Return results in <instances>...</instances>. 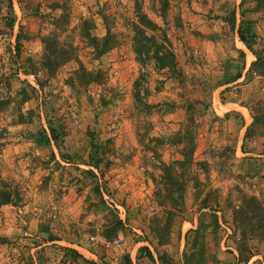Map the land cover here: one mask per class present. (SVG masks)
<instances>
[{
    "label": "rangeland",
    "instance_id": "rangeland-1",
    "mask_svg": "<svg viewBox=\"0 0 264 264\" xmlns=\"http://www.w3.org/2000/svg\"><path fill=\"white\" fill-rule=\"evenodd\" d=\"M137 12L174 71L136 60ZM0 188V264H95L67 242L106 264H264L262 228L232 215L264 209V0H0Z\"/></svg>",
    "mask_w": 264,
    "mask_h": 264
},
{
    "label": "trees",
    "instance_id": "trees-1",
    "mask_svg": "<svg viewBox=\"0 0 264 264\" xmlns=\"http://www.w3.org/2000/svg\"><path fill=\"white\" fill-rule=\"evenodd\" d=\"M243 1V0H242ZM259 0H256V3H258ZM244 11H240L241 18L237 22L236 26V35L239 39V41L250 51L252 54L256 55V52L252 49V44L254 42V33L251 27V21L247 19H243ZM137 20L134 23L133 26V53L135 55V58L139 62H144L146 58H151L154 61L155 68L156 69H161L167 67L168 69H172L174 71L175 68V60H174V54L169 48L164 34L162 35V40L156 42V35H154L152 32L156 29V26L154 23H152L144 13L142 12H137L136 14ZM12 20H9L7 22L8 26L12 25ZM229 24L231 26L235 25V16L234 13H230V18L228 20ZM146 31H150V34H147ZM156 40V41H155ZM101 48L97 51L99 54L100 52L104 51L105 49L109 48L106 44V41L101 43ZM16 50L18 49V43L16 42ZM258 57V56H257ZM48 59V56L46 57ZM55 59V56L53 57ZM255 62H252L251 66L253 67ZM84 76V75H83ZM255 120V118H253ZM249 131V128L247 127L245 130V134H247ZM58 137V134L54 131V129L51 126H48V134L42 130L40 139L41 141H44V143H48L49 140L56 141ZM91 146V151L89 155V160L94 165L95 167L98 166V162L100 161V153L96 154L94 147L97 146V143L90 142ZM180 154L182 155V159L180 161H176L175 164L181 165V164H186L191 162V149L188 151L184 152V149L180 151ZM168 168L164 164L162 165V169L166 170ZM84 173H88L92 176H95L94 172L92 170H84ZM171 182L174 185V189L176 191L180 190L182 187L181 183L173 179ZM181 185V186H180ZM170 199L171 195L169 194ZM207 197V195H206ZM206 197H203L200 200V205L201 207L207 208L208 211L206 212H201V215H206L208 218L212 219L215 218V212L213 209L210 208V206H206ZM176 198L178 200V205L180 204L181 197L180 195H176ZM11 201L10 200V195L8 192L0 188V202H7ZM176 201H173L175 203ZM243 203L241 206H239L237 209H234L232 212L233 218L238 220H245L246 222H250L252 225V228H262V233H264V209L262 206H260L259 203L255 201V198L252 196L245 197L243 199ZM198 221L195 232H198L200 230V227L203 226V221L201 220ZM116 229V227H115ZM114 229V230H115ZM253 230V229H251ZM237 255L235 256L236 260L238 262H243L245 263L247 259L249 258L250 252L249 251H244L242 252L240 248L237 249ZM140 254L146 257L149 261L153 262L155 259L153 258V255L151 254L150 250L146 246H141L139 248ZM157 261H159L160 264H174L171 260L167 259V256L165 253L158 254L157 256ZM127 264V263H126Z\"/></svg>",
    "mask_w": 264,
    "mask_h": 264
},
{
    "label": "crops",
    "instance_id": "crops-1",
    "mask_svg": "<svg viewBox=\"0 0 264 264\" xmlns=\"http://www.w3.org/2000/svg\"><path fill=\"white\" fill-rule=\"evenodd\" d=\"M232 109H237L239 106L238 105H234V106H230ZM67 245L70 246L71 248H73L75 251H77L78 253L82 254L83 256L85 255H88L89 258L91 259V256L93 255L92 252L78 246L76 243L74 242H67ZM85 252V253H84ZM86 257V256H85Z\"/></svg>",
    "mask_w": 264,
    "mask_h": 264
},
{
    "label": "built area",
    "instance_id": "built-area-1",
    "mask_svg": "<svg viewBox=\"0 0 264 264\" xmlns=\"http://www.w3.org/2000/svg\"><path fill=\"white\" fill-rule=\"evenodd\" d=\"M117 241H118L117 238L110 239V240H104L103 244L105 247H108L110 244L117 243ZM91 259L95 264H106L105 262H103V260L98 259L94 253L91 256Z\"/></svg>",
    "mask_w": 264,
    "mask_h": 264
}]
</instances>
